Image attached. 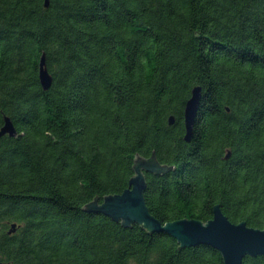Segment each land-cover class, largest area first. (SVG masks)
<instances>
[{
	"label": "trees",
	"instance_id": "16d2710c",
	"mask_svg": "<svg viewBox=\"0 0 264 264\" xmlns=\"http://www.w3.org/2000/svg\"><path fill=\"white\" fill-rule=\"evenodd\" d=\"M4 114L17 134L0 137L2 264H223L209 244L177 250L165 231L80 208L120 192L135 152L154 149L175 165L145 172L162 222L205 221L219 203L231 221L264 227V0H0V125Z\"/></svg>",
	"mask_w": 264,
	"mask_h": 264
},
{
	"label": "water",
	"instance_id": "95a60500",
	"mask_svg": "<svg viewBox=\"0 0 264 264\" xmlns=\"http://www.w3.org/2000/svg\"><path fill=\"white\" fill-rule=\"evenodd\" d=\"M44 5H49V0H44ZM38 78L43 89H48L53 76L46 65L45 52H42L38 61ZM201 99V87L195 85L186 100L183 109L184 134L183 139L190 141L194 135L197 111ZM175 116H168L171 124ZM4 134L14 136L17 128L9 115H3L0 125V137ZM231 155L230 148L225 149L224 158ZM132 168L134 173L128 179V185L120 192L98 195L83 204L80 209L102 212L122 225L132 227V222H137L145 232L165 231L177 239L180 247L196 244H209L218 249L223 258V264H241L243 257L248 254L255 256L264 253V227L247 224L245 220L231 221L221 210L220 204L215 203L212 216L203 221L196 217H179L162 222L153 215L145 201L146 188L145 172L163 173L175 168L173 164L160 163L154 154L143 157L136 151ZM98 196H103L99 199ZM16 229V222L10 224L9 233ZM0 264H2L0 262Z\"/></svg>",
	"mask_w": 264,
	"mask_h": 264
}]
</instances>
